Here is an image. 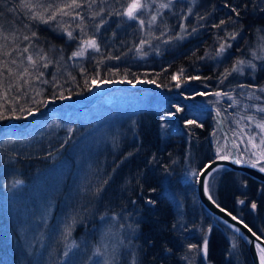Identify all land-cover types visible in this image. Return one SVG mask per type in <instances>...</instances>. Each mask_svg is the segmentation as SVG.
Wrapping results in <instances>:
<instances>
[{"label":"trees","instance_id":"1","mask_svg":"<svg viewBox=\"0 0 264 264\" xmlns=\"http://www.w3.org/2000/svg\"><path fill=\"white\" fill-rule=\"evenodd\" d=\"M20 2L0 0V112L5 116L0 119V126L9 120L24 123L29 112L21 113L18 109L40 110L49 98L72 95L82 101L89 95L93 78L100 82L154 81L170 96L178 93L179 82L186 83L190 77L199 78L192 79L194 88H180V92L187 95L226 91L236 85L264 84V60L260 61L255 53L264 45V11L261 10L264 0H198V3L178 0L174 9L164 11L156 20L154 42L150 38L152 28L148 21L156 14V9L154 13L141 10L137 20L117 14L130 0H95L91 4L81 0L80 7L64 9L70 15L57 14L56 20L48 23L32 20L28 10L19 6ZM42 2L60 4L70 3V0ZM192 4H195L198 17L215 12L222 14V19L210 18L205 28L195 33L192 31L195 16L185 20ZM232 7L239 8V17L231 11ZM101 9L100 16L93 18L92 13ZM76 13L84 18L83 33L77 27L81 21ZM230 17L231 22L220 28L213 26L221 20L229 21ZM101 18L106 23L97 31L95 24ZM141 19L144 25L139 23ZM184 22L188 23V28L181 32ZM68 31L76 38L70 39ZM233 31L239 32L235 40L227 37V33ZM32 32L36 33L34 38L23 40L24 35L30 36ZM93 36L100 51L89 49L83 57H72L81 41ZM179 36L183 38H177ZM141 41L146 43L141 44ZM225 41L231 43V47L218 63L215 53ZM25 47L29 50L21 55ZM41 53L46 55L47 67H43L45 61L37 60V65L33 66L26 59L28 55L36 58ZM241 58L255 62L252 78L247 73L240 79L241 74L237 78L236 72H232L221 83V74L231 71ZM25 67L29 74L17 79ZM177 74H181V78L175 81L173 77ZM48 80L54 81V85L50 86ZM201 99L198 95L195 102L200 104ZM12 109H17L15 114ZM126 114L105 123L109 133L94 158L96 150L84 152L80 144L104 122L96 124L79 118L48 115L35 122L27 132L10 130L0 139V197L6 196L17 180L27 184L26 192L29 187L40 186L41 172L52 168L60 157L64 159L65 173L68 169L71 171L64 182L78 181L83 186L76 188L75 194L66 196L62 203L58 200L55 211L59 220L66 221L65 225H72L75 238L84 228V236L91 239L90 234L97 232L106 217L120 215L123 222H130L137 228L133 239L137 249L135 264H252L242 238L200 204L195 182L190 184L179 178L193 170L199 172L217 156L210 139L220 127L211 112L191 111L188 105L170 100L158 110ZM224 117L226 130L236 143V134ZM84 158L91 162L83 172L81 162ZM68 161L71 164L66 163ZM209 186L220 206L244 220L264 238L263 183L221 169L212 176ZM63 190L66 195L69 184L66 183ZM149 200H154L155 204L148 203ZM239 200L245 203L240 204ZM252 202L257 205L255 210L251 208ZM128 219L130 221L126 222ZM193 229L198 232L194 233ZM205 236L207 256L197 251L194 257L188 245L202 246ZM231 236L237 245L235 249ZM10 258L2 259L0 255V264H11Z\"/></svg>","mask_w":264,"mask_h":264},{"label":"rangeland","instance_id":"2","mask_svg":"<svg viewBox=\"0 0 264 264\" xmlns=\"http://www.w3.org/2000/svg\"><path fill=\"white\" fill-rule=\"evenodd\" d=\"M176 1L178 0H172L168 8L158 9L159 3H167L168 0H156V3H152V0H141L143 4L148 5V7L141 10L146 11V13H154L155 11L153 10L156 9V14L158 11V19L164 11L174 9L175 4L177 3ZM181 1L198 3V0ZM189 9H191V12H189V10L187 11V17L185 20L195 16V33L202 31V28H205L206 22L210 18H214L216 20L222 19V14L220 16L215 12L207 14V17L203 16L204 19H200L195 13V4H192ZM141 10L137 13V15L142 13ZM155 25L157 26L156 21L155 23L150 24L152 28L150 32L152 42H154L156 37V28H154ZM183 25L185 26V29L188 28L187 22H184ZM255 53L258 55L260 61H263L264 45ZM224 55L225 53L221 56H216V61L219 63L223 59ZM241 59L248 61L245 58ZM253 64H255V62H253ZM240 67L242 68V71L236 72L237 78H239V74H241V79L242 75L247 73L249 74L248 76L252 78L256 67L253 69L247 63ZM179 78H181V74L176 75L175 81H178ZM104 81L100 82L94 80L92 82L89 95L82 101L74 98L72 95H66L64 97H60L59 99L49 98L44 102L42 109L31 111V114L27 115V119L24 123H19L16 120H9L6 124L0 126V128L7 127L6 130L0 132V139L6 137V134L9 133L10 130L27 132L31 129L35 122L44 117H48V115L54 117L64 116L79 118L83 121H94L96 124L104 122L103 125L98 127L95 133L88 138L83 139L80 144V147L84 149V152L86 151L91 153V151L96 150L93 154L94 158L101 146V143L103 142V139H105L109 133L105 123L108 124L110 120L125 116L127 115L126 113L129 112L136 113L145 109L158 110L163 104L170 102L161 92L131 91L125 87L116 91L104 93L100 96L104 90H111L113 88V86H102L101 84ZM138 81L141 80L133 82ZM192 81V79H187L186 83L179 82L178 87L176 88L178 93L176 92L175 96L167 94L170 97H191V99L195 102L197 96L203 93V95H201L203 99L199 100V105H210L215 108L221 120H223V116H225L224 118H226L230 128L235 132V146L238 159H241V161H247L250 157L252 159H256V156L259 155L260 151L264 150V145L260 143L261 139H264V129L257 127V124L264 123V112L258 111V108H264V91H261V89H264V84L253 87H239V85H236L234 87H229L226 91L218 90L222 93H230L232 99H229L228 96L225 95L216 96L214 93L218 92L217 90L212 92L200 91L191 95L180 92L181 87L190 89L194 88L191 85L194 84ZM201 81L206 82L207 80L201 79ZM48 84L53 86L54 81L48 80ZM65 99H67V102H62L61 104L49 107V110L47 111V105L49 103L60 102ZM69 100H75L83 106H86L89 103H92V105L85 108H79ZM177 101L183 102L180 100ZM44 112L46 113L41 117L34 119L30 126L26 129L19 127L21 125H27L34 113ZM247 116L254 117V120L249 121L246 118L241 119V117ZM250 138H252V143H249ZM210 141L213 144L216 155L217 149L219 148L221 150V154L229 155L230 157L232 156L233 149L227 141L221 127L214 130ZM253 145H255V147ZM85 158L84 161L82 160L81 162V170L83 172L91 162ZM62 162H64V159L59 157L54 161L51 166L52 168L41 172L42 176L38 182L42 183L40 186L36 188L29 187V192H26L24 187L27 186V184L24 181L20 185L13 186L15 184L14 183L11 185L7 195L0 197L1 258L6 259L8 256H11V264H30V261L31 264H105L106 261L108 264H113V262L114 264H132L137 255V249L133 242L134 237L137 235V228L134 224L129 222V219L126 221L129 222L128 224H126L125 221L123 222L120 215H111L106 217L97 229V232L95 234H90L89 238L91 239L84 236L86 233L84 228L81 229L78 238H75L72 235L73 232L71 231L70 235L67 239H65L64 231L66 221L64 222L62 219L59 220L57 218L58 216L55 214L58 207V200L62 203L66 196L69 194H75L76 188H83V186L79 184L78 181H71V183L70 181L64 182L71 171L68 169L66 174L64 171L65 166H63ZM66 163L71 164V161ZM257 163V167L264 165V158H261L257 161ZM188 174L180 175L179 178L184 182H189L190 184L196 182L197 175H193V173ZM35 182L37 183V179ZM66 183L69 184V191L65 195L63 188ZM181 215L183 216L182 213ZM193 232L197 233L198 229H193ZM230 239L232 240V244L233 242L235 243L233 236H231ZM73 241L79 247L72 249L69 253V257L66 258L63 255L66 250V244H71ZM97 248H100L102 255L96 254L95 250ZM191 251H193L194 257H196L197 250L195 249ZM200 253L202 256L206 257L203 252L200 251Z\"/></svg>","mask_w":264,"mask_h":264},{"label":"snow or ice","instance_id":"3","mask_svg":"<svg viewBox=\"0 0 264 264\" xmlns=\"http://www.w3.org/2000/svg\"><path fill=\"white\" fill-rule=\"evenodd\" d=\"M85 2H88L89 4H91V3H94L95 0H85ZM171 2H172V0H168L167 3H163V2L159 3L158 4V9L168 8L170 6ZM152 3H156V0H152ZM19 6L28 10L30 18L32 20H40L43 23H48L50 21L56 20L57 14L70 15V12L69 11H64V9L65 8L72 9L74 7H80L81 6V0H70V3H60V4L44 3V2H42V0H21ZM146 7H148V5L147 4H143L141 2V0H130V2L127 3V5L124 8V10L122 12H117V14L126 16L129 20H137V19H139V17L137 16V13L141 9L146 8ZM245 7H247V5H245ZM9 10L10 11H14L15 9H9ZM261 10L264 11V9H261ZM231 11L233 13H235V15L237 17H239V15H240L239 8L232 7ZM101 12H103V9H101L100 11H97V12H93L92 13L93 18H95L97 16H100ZM189 12H191V9H189ZM75 15L79 16V18H80L81 23L79 25H77V27H79L81 29V32L83 33L84 32V27H83L84 18L82 16H80L79 13H76ZM157 15H158V11H157V14H154V15L151 16V18L148 21V23L149 24L155 23V21L157 20ZM199 18L200 19H204L203 16H201ZM228 22H231V17L229 18V21L221 20L219 22V24H215L213 26L216 27V28H220L222 25H225ZM105 23H106V21L103 18H101L99 20V23L95 24L96 30L99 31L100 27L103 26ZM139 23L141 25H144L145 21L141 19V20H139ZM185 30H186L185 26L183 24H181V32H184ZM192 31L195 32L196 29L193 28ZM67 34H68V37L70 39H75L76 38V37L73 36V33L71 31H68ZM0 35H2V33H0ZM85 35H87V34L85 33ZM238 35H239V32H237V31H233V32L227 33V37L229 39H231V40H235ZM35 36H36V33L32 32L30 36L29 35H24L23 36V40L30 41ZM177 38L182 39L183 37L179 36ZM4 39L6 40L7 37H4ZM144 43H146V41H141V44H144ZM0 47H2V46H0ZM230 47H231L230 43H227L226 41L225 42H221L219 44V48L216 51L215 55L216 56H221ZM89 49H91L93 51H96V52L100 51V47H99V45L97 43V40L94 38V36L93 37H89L87 39H83L81 41V44L78 46L77 50L72 53V57H83V56H85L86 52ZM28 50H29L28 47H25L22 50L21 55H23L24 53H27ZM206 55H207V53H206ZM253 55L255 56V53H253ZM26 59L33 66L37 65V60L45 61L43 63V67H47L48 66L46 55H44L42 53L38 54V56L36 58H34L32 55H28L26 57ZM117 59H118V57H117ZM13 63H15V61H13ZM246 63L249 64L253 69L256 67V65L253 64L251 61H245L243 59L237 60L236 64L233 65L231 71L225 70V72L221 74V83H223V80L227 79V77L229 75H231L232 72L242 71V68L240 66H243ZM180 71L182 73L183 69H181ZM28 74H29V69L27 67H25L23 69V71L17 75V79H23L24 76H26ZM39 75L42 76L43 73L40 72ZM37 78H39V77H37ZM175 78L176 77L174 76L173 79H175ZM198 78L199 77H190L189 79H198ZM93 80H95V78H93ZM25 82L27 83V81H25ZM44 82L47 83V81H44ZM149 82L152 83L154 81H149ZM129 83H131V81H129ZM85 85L87 86V81H85ZM239 87H253V86L252 85H239ZM261 91H264V89H261ZM214 94L216 96L225 95V96H228L229 99H232V96H231L230 93H222V92L218 91V92H216ZM37 95H40V93H37ZM201 95H203V93H201ZM33 100H35V98H33ZM41 103H42V101H41ZM16 111H17V109H12V113L13 114H15ZM18 111H20L21 113H23L25 111H28L29 114H31V109H27L26 110L23 107L19 108ZM178 111H179V109H178ZM258 111L264 112V108H258ZM4 118H5L4 114L2 112H0V119H4ZM16 118L19 119L20 117H16ZM245 118L248 119L249 121H253L254 120V117H252V116L241 117V119H245ZM189 123H194V122L189 121ZM257 127L261 128V129H264V123L257 124ZM249 143H252V138L249 139ZM260 143L262 145H264V139H261ZM253 146L255 147V145H253ZM253 155H255V154H253ZM217 158L219 160H225V159H229L230 156L221 154V150L218 148L217 149ZM261 158H264V150L260 151L259 155L256 156V159H252L251 157L247 161H241L240 159H235L234 163H237V164L242 163V162L243 163H249L251 167L255 168V167L258 166L257 161H259ZM212 164H215V161H213ZM205 168L206 169L210 168V170L206 171V174H205L204 171H202L201 173H196L195 170H193V175H204L203 186H204L205 192L208 193V192H210V186H209L207 178L211 177L214 172L218 171V169L215 168V167H211V165L205 166ZM259 170L261 172H264V165L259 166ZM107 182H108L107 180L103 181V183H105V184ZM22 183H23V181L17 180V181H15V184L13 186L20 185ZM99 190L100 189L98 188L97 191H99ZM152 191H155V189H152ZM209 199H212L211 195H209ZM148 203L155 204V201L154 200H149ZM213 203H215V201H213ZM239 203L240 204H244L245 201L244 200H239ZM217 207H219L218 204H217ZM251 208H252V210H255L257 208V205H256L255 202L251 203ZM221 211H224V209L221 208ZM229 215H231V213H229ZM232 219L233 220H237V217L236 216H232ZM240 222L243 223V221H240ZM73 223H75V217H73ZM121 227H123V226H121ZM175 227H176V225H173V228H175ZM244 227L248 228V231L251 232L252 235L254 237H256L257 240L261 239L259 236L256 235L255 232H252V229L249 228L247 224H245ZM71 228H72L71 224L66 225L65 231H64L65 239H67V237L70 235ZM209 231H210V229H209ZM236 231L238 232L239 229H236ZM78 247L79 246L74 241L71 244H66V250L63 253L64 257H66V258L69 257V253L72 251V249L78 248ZM235 247H236V245L233 242L232 248L235 249ZM188 248L190 250L196 249L197 251H201V252L204 253L205 256H207V250H208L207 237L205 236L202 246H198L196 244H190V245H188ZM256 248L258 249L259 264H264V247H262L260 244H256ZM95 251H96L97 255H102L100 248H97ZM168 251H171V250L168 249ZM185 259H186V257H185ZM105 264H108V262L106 261ZM113 264H114V262H113ZM133 264H135V261H133Z\"/></svg>","mask_w":264,"mask_h":264},{"label":"water","instance_id":"4","mask_svg":"<svg viewBox=\"0 0 264 264\" xmlns=\"http://www.w3.org/2000/svg\"><path fill=\"white\" fill-rule=\"evenodd\" d=\"M101 85L105 86V87H110V86L112 87L113 86V88L111 90L110 89L104 90L103 93L100 96H102L104 93H107V92H110V91H116V90H119L120 88L125 87V88H127V89H129L131 91L161 92L162 94H164L166 96V98L171 99V97L167 94V92L159 84L154 83V82L150 83L149 81H138V82L131 81V83H129V81L118 80V81H105ZM172 99L176 100V101L177 100H181L183 102H186V103H188L190 106H192L196 110L212 112L214 114V116H215L216 122L223 129L229 144L233 148L232 156L229 159L219 160L217 157H215L213 160L207 162L205 164V166L211 165V167H215L218 170H220V169H229V170H232L234 172H238V173H241V174L246 175L248 177H251V178H253V179H255V180H257V181H259V182L264 184V172H261L259 170V167L253 168V167L250 166V164L243 163V162L239 163V164L234 163V160L238 159L235 144H234L233 140L230 138L228 132L226 131L221 119L214 112V108L213 107H211V106H205V107L197 106L187 96H182V97H177L176 96V97H174ZM69 101L71 103L75 104L76 106H78L79 108H85V107H89L90 105H92V103H89L88 105L83 106V105L79 104L75 100H69ZM62 102H67V99H65L63 101H60V102L49 103L47 105V111L49 110V107H53V106H55L57 104H61ZM45 113L46 112H44V113H34L31 116V118H30V120H29L27 125H24V126L21 125L19 127L23 128V129H26L28 126H30V124L33 122L34 119H37V118L41 117ZM6 128L7 127H1L0 128V132L6 130ZM213 161H215V164H212ZM205 166L201 170V172L204 171L205 174H206V171L210 170V168L206 169ZM214 173H216V172H214ZM211 177L207 178L208 179V183H209ZM203 180H204V175H199L198 178H197L196 193H197V197H198L201 205L204 208H206L213 216H215L217 219L222 221L225 225L230 227L236 234H238L242 238V240L244 241V243L246 244V246L248 248V252H249L250 258L252 260V263L253 264H259V255H258V249L256 248V244H260L262 247H264V238H262L258 234H256L257 236H259L261 238V239L257 240L256 237H254L252 235V233L248 231V228L244 227V225L246 223L243 220H241L237 216H236L237 220H233L232 216H235V215L232 212H230L227 209H225L222 206H220L213 198L209 199V195H211V193L210 192H208V193L205 192L204 186H203ZM213 201H215V203H213ZM217 204L219 205V207H217ZM221 208L224 209V211H221ZM229 213H231V215H229ZM240 221H243V223H241ZM248 227L251 228L249 225H248ZM236 229H239V231L237 232ZM252 232H254V231L252 230Z\"/></svg>","mask_w":264,"mask_h":264},{"label":"bare ground","instance_id":"5","mask_svg":"<svg viewBox=\"0 0 264 264\" xmlns=\"http://www.w3.org/2000/svg\"><path fill=\"white\" fill-rule=\"evenodd\" d=\"M188 98H190L191 99V97H188ZM169 101L171 100V101H175V100H172V99H168ZM192 100V99H191ZM181 101V100H180ZM193 101V100H192ZM182 103H184V104H186V105H188V107L191 109V111H201V110H196V109H194L192 106H190L188 103H186V102H182ZM193 103H195L194 101H193ZM197 106H200L199 104H197V103H195ZM205 106H210V105H205ZM204 105L203 106H200V107H205ZM212 107V106H211ZM202 112H210V111H202ZM214 112L216 113V115L217 116H219V114L217 113V111L215 110V108H214ZM211 114L214 116V114L211 112ZM219 118H220V116H219ZM214 119H215V116H214ZM221 119V118H220ZM222 121V123H223V125H224V127H225V124H224V121L223 120H221ZM218 124V123H217ZM225 129H226V127H225ZM223 130V129H222ZM224 132V131H223ZM205 166V165H204ZM204 166L202 167V169L204 168ZM201 169V170H202ZM201 170L198 172V173H200L201 172ZM198 176L199 175H197V178H198ZM197 178H196V182H195V190L197 189ZM213 198V197H212ZM214 199V198H213ZM206 209V208H205ZM207 210V209H206ZM208 211V210H207ZM209 212V211H208ZM210 213V212H209ZM211 214V213H210ZM212 215V214H211ZM213 216V215H212ZM236 216V215H235ZM241 219V218H240ZM242 220V219H241ZM244 221V220H243ZM245 222V221H244ZM246 223V222H245ZM247 224V223H246ZM248 225V224H247Z\"/></svg>","mask_w":264,"mask_h":264}]
</instances>
